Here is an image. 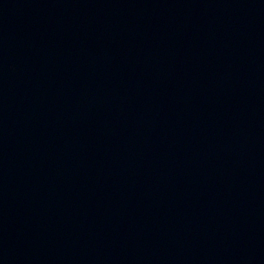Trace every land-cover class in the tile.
<instances>
[{
	"label": "water",
	"instance_id": "95a60500",
	"mask_svg": "<svg viewBox=\"0 0 264 264\" xmlns=\"http://www.w3.org/2000/svg\"><path fill=\"white\" fill-rule=\"evenodd\" d=\"M0 264H264V0H0Z\"/></svg>",
	"mask_w": 264,
	"mask_h": 264
}]
</instances>
